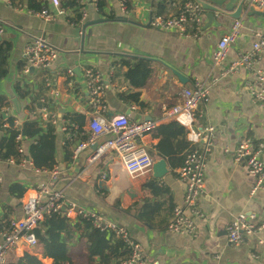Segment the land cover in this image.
<instances>
[{
	"label": "crops",
	"instance_id": "crops-1",
	"mask_svg": "<svg viewBox=\"0 0 264 264\" xmlns=\"http://www.w3.org/2000/svg\"><path fill=\"white\" fill-rule=\"evenodd\" d=\"M107 1L106 14L101 15L91 0H84L86 20L76 26L69 22L73 15L67 14L52 23L57 26L54 33L40 31L33 23L39 20L30 17L29 21L17 22L24 29L6 24L8 30L1 41L12 42L13 51L9 77L0 85V95L8 96L12 104L18 100L13 89L20 79L18 65L26 64L24 51L30 39L43 37L58 51L57 61L49 71H33L28 79L33 81L34 92L46 83L49 101L56 106V112L52 113L59 117L58 130L62 133L57 147L61 176L52 182L49 175H37L14 161H0V227L22 217V200L27 188L46 187L60 192L68 202L76 203L85 211L126 229L151 263L264 264V231L245 235L240 249L232 248L227 240V230L240 215L254 217L252 223L256 227L264 223V191L253 193L254 180L248 176L246 166L233 162L241 139L249 137L264 143V107L253 102L247 86L264 71V53L255 59L251 70L242 66L231 72L242 56L252 50L256 34H264V16L253 14L251 0H235L231 4V13L242 6L240 21L245 31L217 70L213 69V54L220 39L233 26V19L217 16L210 26L203 12L197 34L187 37L155 30L150 23L153 16L164 19L178 16L188 0H131L132 7L126 12L122 11L120 0ZM12 6L16 13L24 15L23 10ZM87 24L91 26L86 32L78 33ZM89 69L99 73L103 80L107 117L120 115L131 122L159 123L142 142L154 161L164 160L159 156L160 140L156 134L159 127L174 122L163 121V116L181 104V91L198 81L211 86L194 124L199 131L209 126L215 128V148L205 171L206 193L198 202L205 218L196 219L195 237L172 236L167 232L175 207L184 206L185 187L178 177L181 169L174 172L164 160L168 173L162 179H155L152 171L131 178L115 154L105 155L95 163L89 161L98 144L84 151L76 162L72 160L74 147L85 141L65 150L70 136L66 133L64 117L80 119L82 129L78 122L71 126L81 133L79 140L88 138L93 113L84 73ZM226 70L230 73L224 76ZM40 75L44 83L37 79ZM131 75L133 80L129 78ZM146 77L145 86L137 88L136 82ZM47 86L58 87L60 95L53 96ZM135 95L140 96L138 103L127 100ZM19 103L23 113L27 101ZM13 110L17 114L14 104ZM188 135L186 139L191 143ZM181 141L177 139L174 143L178 145ZM130 190L132 194L128 193ZM141 216L143 220H139ZM42 253L39 245L30 251L33 263L53 264L57 255L44 257ZM16 260L13 254L9 256V263Z\"/></svg>",
	"mask_w": 264,
	"mask_h": 264
},
{
	"label": "built area",
	"instance_id": "built-area-1",
	"mask_svg": "<svg viewBox=\"0 0 264 264\" xmlns=\"http://www.w3.org/2000/svg\"><path fill=\"white\" fill-rule=\"evenodd\" d=\"M91 1L97 8V0ZM79 2L83 5L84 0H79ZM0 3L11 6V9L15 10L11 0H0ZM120 7L123 12L127 11L125 2L120 1ZM250 8L255 12L264 13V0H251ZM83 14V21H85V9ZM66 15L60 8L59 0H52L50 11L27 13V16L42 21L45 25L52 24L58 18H64ZM202 20L203 11L201 7L194 0H188L183 4V9L178 16L169 19L153 16L150 25L153 29L161 32L190 37L194 35L195 27L201 25ZM7 30V25L0 21V38L6 35ZM244 31L243 22L235 21L230 31L220 39L213 54V69L219 70L222 67L230 49L237 45L238 39ZM255 38L252 50L242 56L239 64L234 65L231 72L239 70L242 66L251 70L255 59L264 53V34L257 33ZM57 55L58 51L46 39L39 36L32 37L24 51L26 62L24 77L30 78L32 71H49L57 61ZM229 73L230 71L226 70L223 75ZM69 74L72 75L71 71ZM84 75L93 116L89 121L87 140L76 144L74 147L73 162H76L89 147L98 144L93 157L89 160L91 163H95L105 155L115 154L120 158L125 171L131 178L152 171L155 161L144 148L142 142L147 135L157 129L159 123L152 121L131 122L126 116L120 115L107 117V102L105 101L101 75L90 69L86 70ZM255 79L253 84L247 85L250 97L255 104L264 107V71L259 72ZM203 82L198 81L193 87L183 89L181 91V104L171 108L163 116V121L174 120L187 129L191 144L200 148L187 156L178 173L179 180L185 187L184 206H176L173 211V218L167 229L168 234L172 236L195 237L197 233L196 219L205 218L198 207V202L206 193L205 171L208 158L213 155L215 148V128L209 126L200 131L194 128L197 115L200 114L203 102L211 89L210 85ZM47 87L53 96L60 95L61 91L58 87ZM6 112L10 113L14 110L6 109ZM23 114L25 120H30L36 115L26 110L23 111ZM36 116L40 117L43 123H50L54 127L60 125L59 117L51 113L49 109L41 108ZM22 120H16V126H20ZM2 128L9 129L10 126L5 123ZM69 140L70 143H74L71 136ZM18 141L22 142L23 140L19 138ZM18 151L23 159L19 165L24 169L37 175H49L52 182H56L61 176L58 167L52 171L37 170L28 160V150L23 144ZM233 162L235 165L246 166L248 176L254 180L253 193L264 191V143H258L249 137L241 139L234 152ZM22 210L23 215L20 219L0 227V264H8L11 254L18 260H23L30 255V251L38 246L33 233L53 215H63L72 223L85 220L95 229L112 232L116 238L124 241L130 252V260L123 264H160L148 261L142 246L129 236L126 229L106 222L98 214L87 212L74 202H68L60 192H55L46 187H29L23 196ZM253 219L255 218L240 215L233 220L227 230V240L232 248L240 249L244 243L245 235L264 231V223L256 227L252 223ZM260 244L262 245V243Z\"/></svg>",
	"mask_w": 264,
	"mask_h": 264
},
{
	"label": "trees",
	"instance_id": "trees-1",
	"mask_svg": "<svg viewBox=\"0 0 264 264\" xmlns=\"http://www.w3.org/2000/svg\"><path fill=\"white\" fill-rule=\"evenodd\" d=\"M21 1L24 3L19 5ZM59 1L60 8L66 14L73 15L69 18V22L78 26L83 21L84 6L79 0ZM120 1L125 2L127 11L131 9V0ZM51 2L52 0H11L13 5L25 13L50 11ZM107 7V0H97V10L101 15L106 14ZM195 30L194 35L197 34V26ZM12 51V42L0 41V85L9 77ZM24 69L25 63L18 65L17 73L20 75V79L13 89L20 102L27 101L24 110L36 115L41 108L49 109L51 113L56 112L55 104L49 101L46 83L43 84L42 89L34 92L33 81L24 77ZM129 78L133 80L132 75ZM37 79L45 82L42 75ZM146 83L147 77L136 82L135 86L141 88ZM127 100L138 103L140 96L128 97ZM6 109H13L12 100L8 96L0 95V161H14L18 165L21 164L23 159L18 149L23 144L25 148L29 147L28 156L37 170L52 171L58 167L57 147L60 135H62L58 127H54L50 123H43L36 115L30 120H25L22 112L21 114L7 113ZM64 119L67 124L66 133L74 140V143H70L69 139H67V143L64 141L66 143L65 150L68 151L69 148H73L74 144L86 141L87 138L79 140L80 132L71 126L73 122H78L82 129L83 125L80 123V119L74 117H64ZM16 120H22V124L16 126ZM5 123L10 126L9 129L2 128ZM187 135V130L175 121L158 128L156 137L160 140L158 143L159 156L167 161L174 172L183 167L189 154L200 149L187 141ZM75 136L78 137L75 138ZM19 138H22L23 141H18ZM177 139L182 140L178 145L174 143ZM67 157L71 158V154H68ZM143 219L142 216L139 218V220ZM33 235L42 248L44 257L57 255L53 264H123L130 260V252L124 241L116 238L112 232L95 229L85 220L72 223L63 215H53L36 229ZM33 262L28 255L23 260H16L8 264H34Z\"/></svg>",
	"mask_w": 264,
	"mask_h": 264
},
{
	"label": "water",
	"instance_id": "water-1",
	"mask_svg": "<svg viewBox=\"0 0 264 264\" xmlns=\"http://www.w3.org/2000/svg\"><path fill=\"white\" fill-rule=\"evenodd\" d=\"M202 9L204 13H206V17L208 20V24L211 26L213 23L216 22V17H228L230 19H233L234 21H240L241 17L243 16V9L242 6H239L238 9L235 11V13H231L232 7L231 4H235V0H194ZM232 14V15H230ZM253 14L255 16H264L263 13L255 12L253 11ZM21 20L29 21L30 18L26 14H18L16 11L12 10L8 5L0 4V21L7 24L8 26H13L17 27L18 29H24L21 25L22 23H17ZM104 22V21H101ZM34 24H37L39 26L40 31L48 32V33H54L55 28L57 26H54L53 24H48L46 27L43 29L45 26L44 23L41 21H33ZM91 24L85 25L82 29H78V33H84L86 32V29L90 27ZM32 29H36L35 27L32 26ZM70 30H74L72 28H69ZM79 37V36H78ZM77 37V38H78ZM2 38H0V41ZM33 72V71H32ZM175 75L179 78L184 80L182 78V75L179 73L175 72ZM13 104L16 108V113L21 114V105L18 100H14ZM28 160L30 158L28 157ZM152 172L154 174L155 179H162L164 176L167 175L168 170H167V163L164 160H161L159 158L155 159V163L152 168ZM128 193L132 194L133 190H130ZM136 197V196H135Z\"/></svg>",
	"mask_w": 264,
	"mask_h": 264
},
{
	"label": "rangeland",
	"instance_id": "rangeland-1",
	"mask_svg": "<svg viewBox=\"0 0 264 264\" xmlns=\"http://www.w3.org/2000/svg\"><path fill=\"white\" fill-rule=\"evenodd\" d=\"M24 14H26L27 15V13H24ZM200 26V25H199ZM198 27V26H197Z\"/></svg>",
	"mask_w": 264,
	"mask_h": 264
}]
</instances>
